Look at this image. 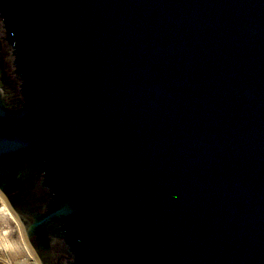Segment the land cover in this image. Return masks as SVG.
Listing matches in <instances>:
<instances>
[{"label":"water","instance_id":"95a60500","mask_svg":"<svg viewBox=\"0 0 264 264\" xmlns=\"http://www.w3.org/2000/svg\"><path fill=\"white\" fill-rule=\"evenodd\" d=\"M0 196L37 264H264V0H0Z\"/></svg>","mask_w":264,"mask_h":264},{"label":"rangeland","instance_id":"374dc122","mask_svg":"<svg viewBox=\"0 0 264 264\" xmlns=\"http://www.w3.org/2000/svg\"><path fill=\"white\" fill-rule=\"evenodd\" d=\"M6 205L0 196V264H37L35 258L26 246L22 237L19 223L7 208L5 212L1 207Z\"/></svg>","mask_w":264,"mask_h":264},{"label":"bare ground","instance_id":"6f19581e","mask_svg":"<svg viewBox=\"0 0 264 264\" xmlns=\"http://www.w3.org/2000/svg\"><path fill=\"white\" fill-rule=\"evenodd\" d=\"M5 212H7L8 213V211H7V208L3 205L2 207H1ZM9 214V213H8ZM19 264H26L25 263V261H23V262H21V263H19Z\"/></svg>","mask_w":264,"mask_h":264}]
</instances>
